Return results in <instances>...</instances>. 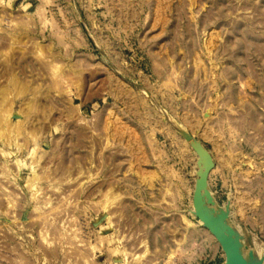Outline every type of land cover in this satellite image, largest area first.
Wrapping results in <instances>:
<instances>
[{"label": "rangeland", "instance_id": "obj_1", "mask_svg": "<svg viewBox=\"0 0 264 264\" xmlns=\"http://www.w3.org/2000/svg\"><path fill=\"white\" fill-rule=\"evenodd\" d=\"M188 138L264 258V0H0V264H223Z\"/></svg>", "mask_w": 264, "mask_h": 264}, {"label": "water", "instance_id": "obj_2", "mask_svg": "<svg viewBox=\"0 0 264 264\" xmlns=\"http://www.w3.org/2000/svg\"><path fill=\"white\" fill-rule=\"evenodd\" d=\"M189 141L197 155L196 178L191 201L193 217L197 218L201 226L207 228L220 244L224 253L223 264H264V258L259 257L254 250L248 249L247 254L243 253L241 238L228 222L229 203L219 206L209 188L208 178L214 168V160L200 144L191 139Z\"/></svg>", "mask_w": 264, "mask_h": 264}, {"label": "bare ground", "instance_id": "obj_3", "mask_svg": "<svg viewBox=\"0 0 264 264\" xmlns=\"http://www.w3.org/2000/svg\"><path fill=\"white\" fill-rule=\"evenodd\" d=\"M192 216H193V214H192ZM220 245V244H219ZM221 247V246H220Z\"/></svg>", "mask_w": 264, "mask_h": 264}]
</instances>
